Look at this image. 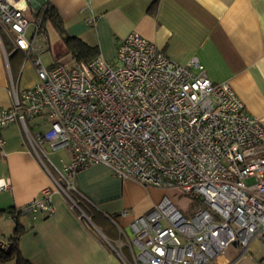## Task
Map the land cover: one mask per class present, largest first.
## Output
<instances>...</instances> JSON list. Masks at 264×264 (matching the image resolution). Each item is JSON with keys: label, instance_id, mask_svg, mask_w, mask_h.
I'll return each instance as SVG.
<instances>
[{"label": "built area", "instance_id": "2783aa9c", "mask_svg": "<svg viewBox=\"0 0 264 264\" xmlns=\"http://www.w3.org/2000/svg\"><path fill=\"white\" fill-rule=\"evenodd\" d=\"M36 1L0 0L1 45L3 36L27 61L35 55L38 77L30 89L13 85L14 106L0 110V152L4 131L20 124L53 189L10 216L52 215L58 192L86 217L75 179L103 165L123 180L177 190L205 205L187 217L165 196L138 217L130 225L134 240L122 235L134 264H210L233 247L245 256L254 242L264 245V124L231 87L214 84L197 58L178 64L136 32L120 43L118 65L98 55L48 68L40 58L47 49L38 48L42 18L27 37L26 9ZM37 119L49 130L32 132ZM46 147L71 155L55 167L57 177L46 164L52 163ZM10 188L0 181V193ZM0 249L10 252L12 243L0 239ZM253 264H264V257Z\"/></svg>", "mask_w": 264, "mask_h": 264}, {"label": "crops", "instance_id": "0c3cea01", "mask_svg": "<svg viewBox=\"0 0 264 264\" xmlns=\"http://www.w3.org/2000/svg\"><path fill=\"white\" fill-rule=\"evenodd\" d=\"M156 1L37 0L26 9L31 23L27 37L32 36L34 25L48 5L59 14L67 36L98 49V55L111 63L116 60L120 43L130 33H139L178 64L186 65L197 58L214 84H228L246 112L264 124V0H159L154 9ZM49 25L57 34L55 43L51 41ZM42 35L38 48L47 50L41 52L40 58L50 68L58 64L54 49L65 46L50 22H44ZM2 40L0 110L14 106L13 85L23 90L38 84L35 55L27 61L23 52L14 51L3 36ZM30 128L40 133L48 131L50 125L37 119L30 123ZM4 137L0 181L10 182L11 188L0 193V225L2 216L11 221L7 240L19 228L22 234L18 249L31 264H134L132 252L122 237L125 229L165 196L177 204V190L123 180L107 167L95 165L79 171L75 179L78 191L86 199L82 205L86 217L62 193L54 192L52 215L34 219L22 214L14 219L11 210L22 209L39 199L45 189H53V183L20 124L9 126ZM46 150L52 162L49 170L57 175L56 169H62L71 155L65 149ZM263 257L264 245L256 241L245 256L233 247L215 263L249 264L245 259L249 258L253 264Z\"/></svg>", "mask_w": 264, "mask_h": 264}, {"label": "trees", "instance_id": "16d2710c", "mask_svg": "<svg viewBox=\"0 0 264 264\" xmlns=\"http://www.w3.org/2000/svg\"><path fill=\"white\" fill-rule=\"evenodd\" d=\"M157 0L153 5V8L158 4ZM44 22H50L55 30L57 31L58 35L60 36L63 45L65 46L66 53L64 56H69L70 59L76 61H90L98 56L99 52L98 49L92 48L85 43L81 42L78 39L71 38L67 36L64 30L63 22L57 13V11L51 7L47 6L42 14V27ZM60 59V58H59ZM59 59H57V63L59 64ZM195 210L199 211L205 208V205L202 203L201 200H196L195 203ZM14 210H11L9 213L12 214ZM21 231L17 227L15 230V236L10 238L9 241L12 243V249L10 252H4L0 249V264H4L10 261H14L15 264H31L29 261L25 260L21 255L18 249V239L21 235Z\"/></svg>", "mask_w": 264, "mask_h": 264}, {"label": "rangeland", "instance_id": "374dc122", "mask_svg": "<svg viewBox=\"0 0 264 264\" xmlns=\"http://www.w3.org/2000/svg\"><path fill=\"white\" fill-rule=\"evenodd\" d=\"M49 28H50V36H51V41H52V43H55V42H57V40H58V37L56 36L57 34H56V32L53 30V28H52V26H50L49 25ZM54 51L56 52V56H57V59L58 58H60L59 60V62H60V64H66L69 60H70V58H69V56H64V54L66 53V49H54ZM113 64H115V65H118V63H116L115 61L114 62H112ZM46 164L48 165V167L49 168H51V166H50V164L48 163V161H46ZM56 177H57V175H55ZM251 183V181H248V184H250ZM181 195H183V194H180L179 193V196H181ZM179 196L176 198V200H177V207L181 210V211H183L184 212V214H185V216H187V217H190V216H192L194 213H196V210H195V203H196V200H192V199H190L189 197H187V196H185V195H183V196H181L182 198H179ZM187 205V206H186ZM83 207H81V209H82ZM185 208H188L187 210L185 209ZM184 210H186V211H184ZM83 211H85V214H87V212H86V210L83 208ZM88 215V214H87ZM91 219H92V221L95 223V224H97L96 222V220H94V218L93 217H91ZM11 221H6V219H5V217L4 216H2L1 217V225H0V238H2V239H6L7 240V238H8V236H10V232H11V229H10V227H11ZM14 225V224H13ZM126 231H125V234H126V236H127V238L130 240V241H133L134 240V234H133V232H132V230L130 229V228H127V229H125ZM105 232L107 233L108 231L107 230H105ZM124 241H126L125 239H124ZM111 244L115 247V248H117L118 247V245L116 244V243H114V242H111ZM136 253H138V250H136ZM246 259V261H249L250 263L249 264H251V261L249 260V258H245ZM216 261H213L212 263H210V264H216L215 263Z\"/></svg>", "mask_w": 264, "mask_h": 264}]
</instances>
